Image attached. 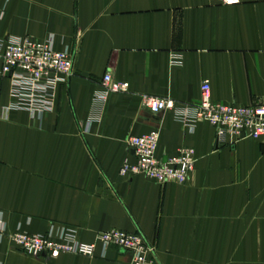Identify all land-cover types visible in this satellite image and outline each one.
Segmentation results:
<instances>
[{
	"label": "crops",
	"instance_id": "obj_1",
	"mask_svg": "<svg viewBox=\"0 0 264 264\" xmlns=\"http://www.w3.org/2000/svg\"><path fill=\"white\" fill-rule=\"evenodd\" d=\"M6 38H56L75 53L73 77L42 118L10 110L0 76V214L9 232L73 231L97 244L94 258L28 256L9 241L0 264H130L98 236L142 233L155 264H264V138L220 146L215 128L195 130L174 112L154 116L145 97L197 107L213 100L264 103V0H0ZM130 85L96 101L104 75ZM160 131L159 157L193 149L184 184L123 177L128 140Z\"/></svg>",
	"mask_w": 264,
	"mask_h": 264
},
{
	"label": "built area",
	"instance_id": "obj_2",
	"mask_svg": "<svg viewBox=\"0 0 264 264\" xmlns=\"http://www.w3.org/2000/svg\"><path fill=\"white\" fill-rule=\"evenodd\" d=\"M5 8L0 9V23L5 18ZM75 53L71 49L58 50L56 38L49 36L39 40L32 36L6 38L0 26V76L10 83L12 97L10 110L25 111L42 118L54 108L59 87L73 77ZM130 85L116 81L107 72L102 81V91L96 101L104 103L111 94L127 93ZM147 109L154 116L174 112L177 119L195 130L198 123H208L216 130L220 146H234L244 140L259 141L264 138V103L242 106L215 102L211 83L207 80L201 89L197 107L180 106L169 98L145 97ZM160 131L155 129L143 136L128 140L129 151L134 161H126L121 176L133 178L144 176L158 184H186L196 167V154L185 148L176 155L159 157ZM5 241L22 253L45 259H58L64 255L94 258L98 255L97 244L78 240L76 234L63 229L57 235L30 234L22 230L9 232L0 214V245ZM105 255L111 247L130 255V264H155V249L140 232L110 231L98 236Z\"/></svg>",
	"mask_w": 264,
	"mask_h": 264
}]
</instances>
